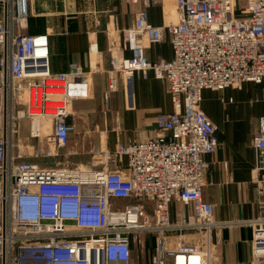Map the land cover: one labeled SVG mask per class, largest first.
<instances>
[{
  "label": "built area",
  "instance_id": "built-area-1",
  "mask_svg": "<svg viewBox=\"0 0 264 264\" xmlns=\"http://www.w3.org/2000/svg\"><path fill=\"white\" fill-rule=\"evenodd\" d=\"M127 1L141 8L123 32L132 55L114 60L110 90L121 72L132 105L133 76L152 73L166 83L174 110L156 117L165 134L119 143L110 156L118 164L126 159L127 166L111 170L100 151L91 168L27 160L57 157L66 146L74 131L68 105L89 95L90 74L76 66L52 74L48 34L23 32L29 0H0V264H131L132 243L144 235L156 237L152 264H225L211 260L209 246L185 240L187 232L206 237L224 225L203 198L205 157L220 145L217 126L202 108L203 92L264 82V0H175L177 22L166 27L148 20L155 0ZM165 34L173 58L148 61L146 47ZM22 119L30 122L29 140L17 144L16 121ZM41 139L44 148L33 145ZM252 145L260 174L264 117ZM257 193L264 205V178ZM174 202L186 210L172 220ZM237 223L253 227V255L264 256V217ZM168 233L175 234L173 244L166 242Z\"/></svg>",
  "mask_w": 264,
  "mask_h": 264
},
{
  "label": "crops",
  "instance_id": "crops-1",
  "mask_svg": "<svg viewBox=\"0 0 264 264\" xmlns=\"http://www.w3.org/2000/svg\"><path fill=\"white\" fill-rule=\"evenodd\" d=\"M140 8V4L127 0H29V16L23 32L48 34L50 72L69 73L76 66L90 74L89 95L72 100L68 105V122L74 126V131L57 157L51 158L60 157V162L41 165L91 168L97 164L94 153L100 151L102 161L111 170L126 168V159L118 164L110 156L119 143L141 142L165 134L157 129L156 117L172 113L174 109L164 81L154 78L152 73L146 78L135 73L132 105L121 72L114 73L116 89L110 90L114 60L132 55L123 47V32L133 26ZM147 12L153 26L166 27L177 22L175 0H155ZM145 56L150 62L171 60L173 50L168 35L158 43L149 44ZM230 90L246 92L249 95L246 108L259 106L258 114L252 116L245 111L242 115L240 109L231 107L237 102L233 96L226 98ZM202 108L217 126L220 144L215 153L205 157L208 169L203 198L213 205L215 222L224 225L216 226L206 237L187 232L185 240L191 245L209 246L214 263L264 264V256L253 255V227L237 223L264 217V205L259 203L257 193L264 171L256 172L258 160L252 145L264 117V82L246 83L240 89L205 90ZM252 117L253 122H248ZM36 142L44 145L43 139L33 141V145L38 146ZM41 159L27 158L37 162ZM182 208L186 210L178 202L171 204L172 220ZM152 236L154 253L150 248ZM165 237L168 244H173L175 234L168 233ZM140 239L138 244L132 243L131 264H152L156 237L144 235Z\"/></svg>",
  "mask_w": 264,
  "mask_h": 264
},
{
  "label": "rangeland",
  "instance_id": "rangeland-1",
  "mask_svg": "<svg viewBox=\"0 0 264 264\" xmlns=\"http://www.w3.org/2000/svg\"><path fill=\"white\" fill-rule=\"evenodd\" d=\"M175 6H176V3H175ZM229 96H233L237 102L236 105L234 106H231L233 108H236V109H240V111H242V115L245 113V111L249 114H251L253 116V114H258L259 112V106H256V107H252L250 108L249 110L246 108V101L249 99V95L245 92V93H241V92H236L234 90H230V92L227 93L226 95V98H229ZM0 101H1V97H0ZM16 109L17 110H20L21 109V105H19L18 103L16 104ZM253 122V117L248 119V122ZM29 124L30 122L27 120V119H22V120H17L16 121V126L19 130V133H18V136L16 138V143L18 144V142H26L27 140H29L28 136H29ZM38 146H40L41 148L44 147V145H40L38 142H36ZM36 145V144H35ZM30 153V150H27V154ZM60 157L56 158V159H51V158H45L43 157L38 163H44V162H47L48 165H52L54 163H57V162H60L58 159ZM45 164V163H44ZM47 166V165H46ZM127 202L124 201L122 204H126ZM141 204L147 208H152L153 205L152 204H149L147 202H141ZM146 241V240H145ZM139 242V238L136 239L134 241V245L138 244Z\"/></svg>",
  "mask_w": 264,
  "mask_h": 264
},
{
  "label": "trees",
  "instance_id": "trees-1",
  "mask_svg": "<svg viewBox=\"0 0 264 264\" xmlns=\"http://www.w3.org/2000/svg\"><path fill=\"white\" fill-rule=\"evenodd\" d=\"M151 238H153V236ZM150 246H151L150 248L153 250L152 252L154 253V247H155L154 238L152 241H150ZM152 252L151 255L153 254Z\"/></svg>",
  "mask_w": 264,
  "mask_h": 264
},
{
  "label": "bare ground",
  "instance_id": "bare-ground-1",
  "mask_svg": "<svg viewBox=\"0 0 264 264\" xmlns=\"http://www.w3.org/2000/svg\"><path fill=\"white\" fill-rule=\"evenodd\" d=\"M35 122L37 123V122H40V121H39V119H37ZM44 122H45V130H47V129H48V124H49V123H47L45 120H44ZM41 123H42V122H41ZM192 263L195 264V260H193Z\"/></svg>",
  "mask_w": 264,
  "mask_h": 264
}]
</instances>
